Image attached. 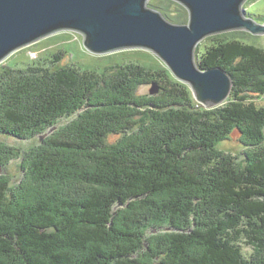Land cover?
<instances>
[{
	"label": "trees",
	"instance_id": "16d2710c",
	"mask_svg": "<svg viewBox=\"0 0 264 264\" xmlns=\"http://www.w3.org/2000/svg\"><path fill=\"white\" fill-rule=\"evenodd\" d=\"M151 7L187 24L172 0ZM208 39L197 66L232 79L214 109L166 67H0V136L40 139L0 142V169L20 160L22 174L0 175V264H264V47ZM232 132L241 161L217 149Z\"/></svg>",
	"mask_w": 264,
	"mask_h": 264
},
{
	"label": "water",
	"instance_id": "95a60500",
	"mask_svg": "<svg viewBox=\"0 0 264 264\" xmlns=\"http://www.w3.org/2000/svg\"><path fill=\"white\" fill-rule=\"evenodd\" d=\"M149 0H0V65L11 54L53 33L72 31L94 55L122 50L154 54L206 109L224 104L232 89L222 69L201 70L196 50L206 38L230 32L264 37V24L246 16L247 0H172L188 15L185 25L167 21ZM159 89L152 85L150 95ZM53 131V130H51Z\"/></svg>",
	"mask_w": 264,
	"mask_h": 264
},
{
	"label": "rangeland",
	"instance_id": "374dc122",
	"mask_svg": "<svg viewBox=\"0 0 264 264\" xmlns=\"http://www.w3.org/2000/svg\"><path fill=\"white\" fill-rule=\"evenodd\" d=\"M155 2H157V0H149L147 6L152 8L151 4ZM243 9H245L246 16L256 20L257 23L262 24L264 20V0H247L243 5ZM171 14L177 17V15H182L183 13L178 12L175 8H172ZM182 19L188 21L187 11L185 14H183ZM208 38L204 39L199 44L197 48L199 51L198 57L205 52L206 48L213 44ZM247 42L264 47V37L262 36H252V39H248ZM58 54H60L59 60L56 58V55ZM33 63H36L40 66L45 65V67H50L53 70L60 67L72 66L79 69L93 70L96 72H103L105 69L114 64L128 63H140L155 69L165 68L164 64L154 54L146 50H122L106 55L91 54L83 47V37L80 34L72 31H59L53 33L25 48L17 50L4 62H2L0 67L9 66L11 68H24ZM151 89V85L142 86L139 88L138 94L150 95ZM255 103L258 107H264V97L256 100ZM223 105L224 104L220 105L219 107ZM69 120L70 119L65 120L61 124H66V122ZM52 132L53 131H49L48 134ZM239 139V133L232 132L227 140L217 145V149L225 154L236 157L238 161H241L244 157L243 154L245 152V147ZM116 140L117 136H109L108 138L109 143H114ZM0 142L17 148L20 151H25L30 147L39 144L40 139L33 138L30 140H19L10 136H0ZM19 164L20 160H13L9 163L6 170L3 171L0 169V175L6 174L7 176H10L11 185L18 184L22 178V174L19 170ZM240 245L243 247V252L246 257H249L252 254V249L250 247L244 246L243 244Z\"/></svg>",
	"mask_w": 264,
	"mask_h": 264
}]
</instances>
